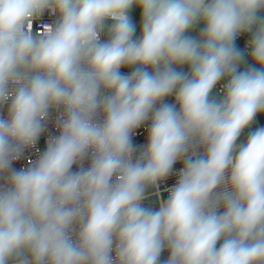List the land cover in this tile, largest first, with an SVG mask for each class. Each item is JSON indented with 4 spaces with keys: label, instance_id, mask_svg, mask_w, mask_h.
I'll return each instance as SVG.
<instances>
[{
    "label": "clouds",
    "instance_id": "1",
    "mask_svg": "<svg viewBox=\"0 0 264 264\" xmlns=\"http://www.w3.org/2000/svg\"><path fill=\"white\" fill-rule=\"evenodd\" d=\"M258 115L264 0H0V264H264Z\"/></svg>",
    "mask_w": 264,
    "mask_h": 264
},
{
    "label": "built area",
    "instance_id": "2",
    "mask_svg": "<svg viewBox=\"0 0 264 264\" xmlns=\"http://www.w3.org/2000/svg\"><path fill=\"white\" fill-rule=\"evenodd\" d=\"M55 20H56L55 16H52L49 13L45 12V14L42 17H40V18H38L32 22L33 34H36L38 32L42 34L43 31H45L46 26L48 24L54 23ZM108 23H111V21H109ZM101 38L107 39L106 35H103V34H102ZM247 39H248V36L239 37L236 41L237 47L244 49ZM130 71H131V69L127 68V67H124L121 69V72H123V73H128ZM221 83H223V81H221ZM219 87H220V85H217V89H216L217 91H218ZM168 102H173V98L169 97ZM4 111L6 112V106H5ZM55 115H56V113L54 112L53 117H52V122H50L48 125V131L41 135V137L38 140L36 147L28 149L26 151L25 155L19 161H17L14 164V166L16 168H20L22 166L27 167L28 166V160L29 159L35 160L38 157L39 152H42L45 149L47 137L49 135H57L58 134V131H57L55 124H54ZM256 125H257V123L255 121L252 128ZM261 126H263V125H261ZM146 127H147V125H145L144 128H141L140 130H138L139 134L134 137V143L135 144L140 145V144H144L146 142V136H147V133L145 131ZM238 142H240V141H238ZM37 149H39V152L37 151ZM180 167H182V162L177 163L174 166V170L178 171ZM75 168H76V166L74 165L73 170H75ZM175 180H176V176L172 175L164 184L161 185V195L163 196L164 199H166L167 195H168L166 188L172 186L175 183ZM145 203L150 204L151 206L156 207V208L159 207V199L155 195L150 196L149 200L145 201Z\"/></svg>",
    "mask_w": 264,
    "mask_h": 264
},
{
    "label": "crops",
    "instance_id": "3",
    "mask_svg": "<svg viewBox=\"0 0 264 264\" xmlns=\"http://www.w3.org/2000/svg\"><path fill=\"white\" fill-rule=\"evenodd\" d=\"M131 16L133 17V22L136 24L137 28H136V33H135V36H139L140 35V9L137 8V7H133L132 11H131ZM202 27V25H201ZM198 31V29H197ZM248 63L251 64L252 61L249 59L248 60ZM243 67V66H242ZM185 71H187V67L184 68ZM214 91H217V90H214ZM256 123L257 125L254 126L252 129H255L261 125L264 126V115H258L257 118H256ZM252 129H246V131L241 135L240 137V142L244 141L248 135V132ZM168 256V252L165 251L162 256H161V259H166Z\"/></svg>",
    "mask_w": 264,
    "mask_h": 264
},
{
    "label": "water",
    "instance_id": "4",
    "mask_svg": "<svg viewBox=\"0 0 264 264\" xmlns=\"http://www.w3.org/2000/svg\"><path fill=\"white\" fill-rule=\"evenodd\" d=\"M260 127V126H259Z\"/></svg>",
    "mask_w": 264,
    "mask_h": 264
}]
</instances>
